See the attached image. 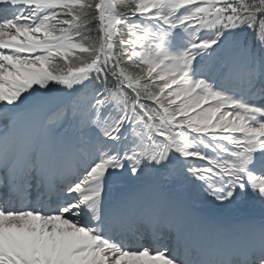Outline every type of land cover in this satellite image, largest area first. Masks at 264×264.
<instances>
[{"label": "snow or ice", "instance_id": "obj_1", "mask_svg": "<svg viewBox=\"0 0 264 264\" xmlns=\"http://www.w3.org/2000/svg\"><path fill=\"white\" fill-rule=\"evenodd\" d=\"M0 264H264V0H0Z\"/></svg>", "mask_w": 264, "mask_h": 264}, {"label": "bare ground", "instance_id": "obj_2", "mask_svg": "<svg viewBox=\"0 0 264 264\" xmlns=\"http://www.w3.org/2000/svg\"><path fill=\"white\" fill-rule=\"evenodd\" d=\"M168 190L170 191L171 195L177 200V201H180V202H183L185 203L187 206L189 207H193V208H196V209H200L201 206L200 204H196L194 203V201H192L191 199H189L188 197H185V198H181V197H178L175 195V188L172 190L171 188H168ZM155 197V192L154 191H149V193L147 195H145L144 197L141 198L142 202L145 203V205H149L151 204L152 200L154 199ZM195 206V207H194ZM234 214V215H233ZM253 215L258 219L259 216H260V212H259V209H252V208H247V207H244V206H241L239 209H238V212L237 213H228V216L230 218V220L232 222H237L243 218H246L247 216L249 215Z\"/></svg>", "mask_w": 264, "mask_h": 264}, {"label": "rangeland", "instance_id": "obj_3", "mask_svg": "<svg viewBox=\"0 0 264 264\" xmlns=\"http://www.w3.org/2000/svg\"><path fill=\"white\" fill-rule=\"evenodd\" d=\"M168 187H169V188H173V187H175V188L177 189V191H178L181 195H188L187 190H186L184 187H182L179 183L169 184ZM146 192H147V194L149 193V191H146ZM146 192L141 193V196H143ZM195 203L200 204L199 202H195ZM238 209H239V208H238ZM238 209H236V210H234V211H231L230 213H231V214H232V213H237V212H238ZM256 209H258V208H255L254 210H256ZM233 215H234V214H233Z\"/></svg>", "mask_w": 264, "mask_h": 264}]
</instances>
